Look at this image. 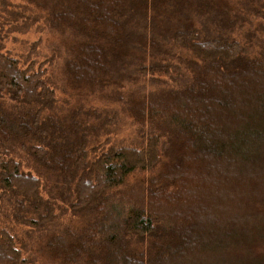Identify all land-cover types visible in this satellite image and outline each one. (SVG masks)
<instances>
[{
	"label": "trees",
	"instance_id": "16d2710c",
	"mask_svg": "<svg viewBox=\"0 0 264 264\" xmlns=\"http://www.w3.org/2000/svg\"><path fill=\"white\" fill-rule=\"evenodd\" d=\"M242 1L233 8L229 0H169L197 8L217 36L202 38L193 26L176 31L194 52L181 58L179 87L155 86L124 101L138 146L93 160L86 149L96 122L75 109L45 112L54 101L43 71H21L0 52V264H32L7 221L46 233L44 248L57 264H264V23L231 36L253 25L246 14L264 22V0ZM0 4L6 11L8 3ZM147 4L43 0L52 30L86 37L68 45L70 85L90 93L111 87L133 52L126 14L145 13ZM145 58H137L141 74L169 71ZM17 154L27 155L32 169L23 170ZM135 172L147 178L108 193ZM67 213L80 225L47 231Z\"/></svg>",
	"mask_w": 264,
	"mask_h": 264
},
{
	"label": "rangeland",
	"instance_id": "374dc122",
	"mask_svg": "<svg viewBox=\"0 0 264 264\" xmlns=\"http://www.w3.org/2000/svg\"><path fill=\"white\" fill-rule=\"evenodd\" d=\"M4 1L8 5L4 11L0 4V52L15 59L21 71L26 73L37 72L39 69L43 71L41 78L51 89L54 101L53 106L45 112H55L64 116L69 115L75 109L87 123L96 122L95 126L98 128V132L89 140L86 149L88 158L91 160L109 150L118 151L122 148L138 146L137 128L129 116L124 111L122 112L124 101L130 96H140L144 91L153 89L155 86L179 87L178 80L182 77L181 70L183 68L181 58L193 57L194 52L182 47V40L174 36L176 31L193 26L199 31L202 38L205 35L217 36L214 27L209 25L203 13L197 12V8L195 9L194 6L178 9L169 0H160L157 2L156 8H153V0H148L145 13L141 10L139 13L132 10L126 14L124 19L129 34L133 35L132 42L130 38L133 52L125 60V66L121 65V69L114 73L115 78L111 80V87L107 91L90 93L86 89L80 90L70 85L64 76L63 67L67 58L68 45H75L86 40V37L73 29L61 32L52 30L46 21V11L42 8L43 0L40 2L34 0ZM129 1L131 2V0ZM240 2L245 1L229 0L230 6L233 8H239ZM37 4H41V7L39 8ZM240 10L243 12L242 9ZM246 15H249L248 18L252 20L253 25L236 27L235 31L231 33L233 38H242L243 33H249L255 24L264 23L253 13ZM142 53L146 56L145 65L159 62L168 67L169 71L154 75L141 74L136 67L139 65L137 58L142 56ZM153 76L158 77L160 83L154 84L150 80ZM140 148L144 147L141 145ZM14 157L20 161L23 170L32 169V166H28L29 157L27 155L17 154ZM148 157L149 160L157 159L153 155L150 157V154ZM127 159L134 160L133 157L128 156ZM147 175L138 172L131 173L125 178L122 186L113 188L108 193L110 191L115 193L117 190H121L123 185L141 181ZM50 182L52 179L49 180ZM110 201L114 202L111 207H118L117 198L115 201ZM108 219L106 218V220ZM72 221L74 225H80L82 219L78 220L67 213L61 217L59 227H51L54 229L50 228L47 231L51 233V231L57 230L60 232L62 226ZM2 224L11 229L14 236L23 240L24 247H21L24 251L23 255L25 257L29 255L32 264H57L50 252L44 248L47 239L46 233H39L33 227L25 224H16L10 221L2 222ZM138 245L134 240L133 248Z\"/></svg>",
	"mask_w": 264,
	"mask_h": 264
},
{
	"label": "bare ground",
	"instance_id": "6f19581e",
	"mask_svg": "<svg viewBox=\"0 0 264 264\" xmlns=\"http://www.w3.org/2000/svg\"><path fill=\"white\" fill-rule=\"evenodd\" d=\"M165 249V248H164Z\"/></svg>",
	"mask_w": 264,
	"mask_h": 264
}]
</instances>
